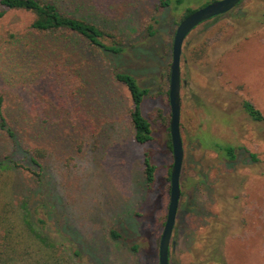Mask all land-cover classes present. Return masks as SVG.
I'll list each match as a JSON object with an SVG mask.
<instances>
[{"label":"rangeland","instance_id":"374dc122","mask_svg":"<svg viewBox=\"0 0 264 264\" xmlns=\"http://www.w3.org/2000/svg\"><path fill=\"white\" fill-rule=\"evenodd\" d=\"M214 1L182 0L160 10L158 0L58 1L65 12L122 36L126 50L119 56L91 49L75 36L37 40L27 35L31 16L26 14L10 13L0 22V34L11 30L23 37L12 44L0 39V91L7 114L21 148L46 152L39 160L45 168V190L27 179L23 186L33 189L30 223L20 200L0 199V233L9 232L4 260L159 264L170 203L168 171L173 166L168 128L156 120L155 141L145 147L136 143L131 96L115 73H130L149 90L143 105L146 116L155 118L157 110L171 114L169 102L158 96L172 63V51L166 48L173 47L188 9L199 10ZM239 10L234 18L200 25L184 43L185 157L170 264H203L195 251L203 247L202 238L215 234L224 237L225 264H264V123L251 121L242 109L248 100L264 115V0H243ZM37 44L42 46L40 54L28 56ZM203 44L207 55L195 61L193 51ZM60 59L66 69L80 68L77 77L55 72ZM214 136L245 148L235 164L220 161L201 142ZM246 151L257 156V163ZM145 152L159 168L153 189L144 174ZM12 153L13 142L0 133V156ZM16 159L21 162L18 154ZM230 198H237L234 219L228 212ZM112 231L120 239H114Z\"/></svg>","mask_w":264,"mask_h":264},{"label":"trees","instance_id":"16d2710c","mask_svg":"<svg viewBox=\"0 0 264 264\" xmlns=\"http://www.w3.org/2000/svg\"><path fill=\"white\" fill-rule=\"evenodd\" d=\"M60 1V0H58ZM57 0H0V22L4 20L10 13H22L31 16V21L28 26V34L39 39L43 38H56L64 36H75L81 41L86 42V44L94 50H102L113 54L114 56H119L124 54L126 50V45L124 39L118 33L109 31L102 28L98 23L93 20H87L75 16L74 14H69L65 12L61 4ZM182 0H158L157 9H168L172 6H177ZM243 2V1H242ZM242 2L231 12L226 15L216 17L206 23L205 25H210L211 23H216L225 17H235L239 14V8ZM80 12L79 8L76 10ZM195 10L188 9L183 17L185 19L188 15L193 13ZM264 20V15L262 16ZM182 19V20H183ZM153 25L149 26V32L154 35L156 32L153 31ZM23 37H20L18 32L8 30L0 34V39L5 42L19 43L18 41ZM39 42V41H38ZM35 45L33 49H30L28 56L37 57L41 52V45ZM167 52H171L172 48L167 47ZM25 50V48H24ZM191 52V58L195 61L198 59H203L207 55V46L203 44ZM201 50V51H200ZM200 52V56H197ZM26 55V54H25ZM64 60L60 59L58 64L53 68L55 72L59 74H67V76L77 77L76 74L79 73L80 68L75 66L72 68L64 67ZM116 80L123 84L129 91L132 108L130 110L131 123L135 131V141L140 146L150 145L155 141L154 126L158 120V123L167 126L169 133L168 147L172 152L171 136H170V119L171 114L164 115L162 110H157L155 113V118L151 115L146 116L143 113V105L146 97L149 95V90L143 88L138 80L130 73L124 71H117L115 73ZM77 84V83H76ZM169 85H170V72L165 75L159 97L164 98L166 102H169ZM74 88L76 85L74 84ZM242 109L249 119L255 123H264L263 113L250 101L244 100L242 102ZM0 133L4 135L8 140L14 144V153L9 156H0V199L8 200H20L22 202L21 206H24L25 214L23 217L27 218L30 223V218L32 213L28 208V201L33 192V189L29 191L27 188L24 189L26 179L30 180L33 184H37L41 189L46 186L44 178L45 168L41 164V159L45 158L46 152L44 150H30L29 148L23 147V142L19 135H17V130L13 124V119L9 118L6 109V98L5 95L0 91ZM20 139V140H19ZM201 140V139H200ZM203 145L208 149L217 154V158L220 161H224L230 165L235 164L238 160V156L241 150L245 148L238 146L237 144L223 140L219 137H212L209 140L204 139L201 141ZM23 150L24 157L21 156V150ZM250 154V158L253 162L257 163L258 158L255 154ZM16 154L21 157V162L16 159ZM29 159L31 163H25ZM40 160V161H39ZM144 174L146 177V183L150 189H153L158 181L159 168L154 160V158L148 153H144ZM172 169V166H171ZM171 169L168 171V180L171 178ZM7 174V176H6ZM29 187V186H28ZM45 190V189H44ZM237 198H230L228 205V212L231 219L235 218L236 209L235 204ZM38 211H36V214ZM3 217H0V221ZM39 223L45 224V220L39 219ZM32 224V223H31ZM35 231L34 228H32ZM8 231L5 233H0V264H13L14 260H4V256L7 255L5 252L9 245L8 241ZM37 238L40 236L38 232L35 235ZM111 236L114 239H120V235L116 231L111 232ZM222 238L218 234L211 235L207 238H202L203 247L199 250L196 249L194 256L198 259H203V264H225V258L221 252ZM200 242V241H199Z\"/></svg>","mask_w":264,"mask_h":264},{"label":"water","instance_id":"95a60500","mask_svg":"<svg viewBox=\"0 0 264 264\" xmlns=\"http://www.w3.org/2000/svg\"><path fill=\"white\" fill-rule=\"evenodd\" d=\"M243 0H218L195 10L183 19L175 33L170 66L169 104L171 109L170 136L173 166L170 178V203L160 240L159 264H170V245L175 229L182 196L181 175L184 163V146L181 134V60L188 36L200 25L233 11Z\"/></svg>","mask_w":264,"mask_h":264}]
</instances>
